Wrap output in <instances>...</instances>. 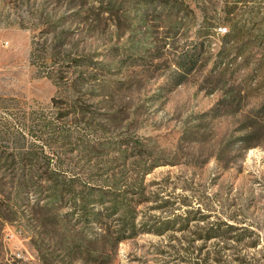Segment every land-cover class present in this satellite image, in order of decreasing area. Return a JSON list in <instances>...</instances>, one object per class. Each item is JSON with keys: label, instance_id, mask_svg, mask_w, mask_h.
<instances>
[{"label": "rangeland", "instance_id": "obj_1", "mask_svg": "<svg viewBox=\"0 0 264 264\" xmlns=\"http://www.w3.org/2000/svg\"><path fill=\"white\" fill-rule=\"evenodd\" d=\"M173 2L196 13L176 36L157 16L141 27L132 2L106 13L96 0H0V264H42L29 236L46 214L19 184L24 172L52 171L111 187L124 222L137 216L113 264H193L218 252L226 264H264V247L245 249L252 239L196 238L202 218H234L264 246V84L221 49L228 0ZM239 8L264 12V0ZM198 30L203 43L192 45ZM183 49L197 61L190 73L176 66ZM116 219L88 234L118 230Z\"/></svg>", "mask_w": 264, "mask_h": 264}, {"label": "trees", "instance_id": "obj_2", "mask_svg": "<svg viewBox=\"0 0 264 264\" xmlns=\"http://www.w3.org/2000/svg\"><path fill=\"white\" fill-rule=\"evenodd\" d=\"M96 1L107 9L106 13L112 12L119 1L122 3L132 2L137 11L141 12V16L137 20L141 27H145L149 21H152L150 17L157 16L158 19H164V24L174 23V26L160 24L156 26L173 30L175 36L190 15H196L187 3L173 2V0ZM246 2L247 0H228V32L224 35L225 44L221 49L224 53L228 52V58H233L235 61L241 60L244 65L252 67L254 73L259 74L260 83L264 84V52H261V47L264 46V12H243L239 6ZM243 16L246 17L247 24L241 25L239 18ZM154 21L159 22L157 19ZM204 37V32L198 30L193 36L192 45H196L197 42L202 44ZM178 59L176 66L181 72L190 73L195 69L197 61L193 58L190 50L183 49ZM147 174L148 172H145L144 176ZM19 185V193L33 194L35 196L33 206L41 207L46 215L49 214L51 208L56 206L60 209H70V212L61 221L45 215L39 222V232H34L35 234L29 236L32 237L31 242L42 264H113L112 257L116 254L118 246L137 236V234L126 235L127 231H137L140 225L137 222V216L135 215L128 224L124 222V207L120 204L121 195L112 191L111 187L107 190L104 185L92 184L81 175H70L61 171H52L39 176L24 172ZM141 186L144 187V184ZM144 202V200L140 201L137 205ZM105 217L108 220L118 217L115 220L118 230L108 231L101 237L102 239L89 235L90 227L99 225L101 219ZM6 219V223L13 221ZM68 220L71 226L70 223L65 222ZM200 221L204 223V226L200 228L203 234L196 236L199 240L206 242L220 238L241 244L252 239L253 242L246 244L245 249L264 247L260 233L251 224L240 222L234 218L228 221L219 219L214 222H207V218H202ZM169 223L165 221L160 224L163 231L159 232V235H163L168 230ZM99 244H103L105 250L99 251L97 249ZM199 252H202V247ZM221 253L218 252L216 258L208 256L195 260L193 264H226L220 258ZM234 255L236 256V254ZM12 259L14 262L5 264H20L22 262L15 258ZM228 264H251V261H248L246 257L236 256L232 261H228Z\"/></svg>", "mask_w": 264, "mask_h": 264}]
</instances>
